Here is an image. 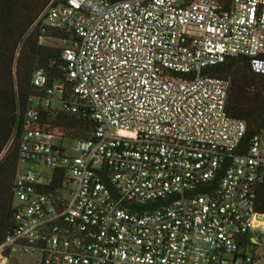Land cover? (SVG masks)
<instances>
[{"label":"built area","instance_id":"obj_1","mask_svg":"<svg viewBox=\"0 0 264 264\" xmlns=\"http://www.w3.org/2000/svg\"><path fill=\"white\" fill-rule=\"evenodd\" d=\"M36 26L70 33L67 73L33 72L0 264H264V130L247 142L207 72L243 56L264 74V0H51ZM43 108L90 117V138L43 130Z\"/></svg>","mask_w":264,"mask_h":264},{"label":"trees","instance_id":"obj_2","mask_svg":"<svg viewBox=\"0 0 264 264\" xmlns=\"http://www.w3.org/2000/svg\"><path fill=\"white\" fill-rule=\"evenodd\" d=\"M51 0H0V245L16 228L14 180L18 144H11L20 114L35 93L31 83L35 69L42 68L52 81L66 77L62 47L41 42L42 32L34 26ZM32 29V30H31ZM48 38L67 39L70 33L47 29ZM208 74L231 81L227 113L248 123L246 140L264 130V74L255 72L247 57L231 56L214 65ZM40 127L47 132L89 139L90 117L42 109ZM256 211L264 214V183L257 187ZM44 264V263H42Z\"/></svg>","mask_w":264,"mask_h":264},{"label":"rangeland","instance_id":"obj_3","mask_svg":"<svg viewBox=\"0 0 264 264\" xmlns=\"http://www.w3.org/2000/svg\"><path fill=\"white\" fill-rule=\"evenodd\" d=\"M180 1H183V0H180ZM48 44L62 47L63 45L66 44V41L62 39L51 38V39H48ZM64 142L66 145H71L73 143L72 139H69V138L65 139ZM257 235L261 239L264 238V234L262 233H258ZM9 264H42V255L38 252H33L30 250L13 251L10 256Z\"/></svg>","mask_w":264,"mask_h":264}]
</instances>
